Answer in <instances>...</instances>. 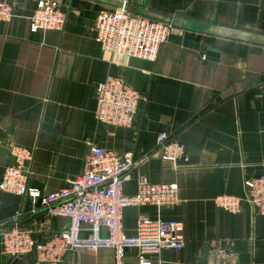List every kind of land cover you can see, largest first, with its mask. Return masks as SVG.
Listing matches in <instances>:
<instances>
[{
	"label": "crops",
	"instance_id": "crops-1",
	"mask_svg": "<svg viewBox=\"0 0 264 264\" xmlns=\"http://www.w3.org/2000/svg\"><path fill=\"white\" fill-rule=\"evenodd\" d=\"M14 18L0 22V180L9 147L33 151L28 186L41 194L69 186L83 172L91 145L135 161L123 194L136 184H173L174 206L125 208L122 229L136 235L141 218L179 223L185 244L150 256L151 264H264V216L242 204L238 214L214 204L244 196L245 179L264 176V45L179 28L145 62L112 56L94 41V20L115 9L95 0H56L66 15L61 32L31 33L40 0H4ZM115 1V0H114ZM138 2L137 4H139ZM139 9L192 24L264 36V0H143ZM139 92L133 129L94 119V92L106 78ZM159 134L185 146L175 163L155 153ZM67 220L31 212L28 198L0 192V235L14 227L40 241L67 228ZM8 226V228L3 229ZM101 236L106 237L104 230ZM129 249L124 264H137ZM0 264H43L32 253ZM61 264H115L108 249L76 250Z\"/></svg>",
	"mask_w": 264,
	"mask_h": 264
},
{
	"label": "built area",
	"instance_id": "built-area-1",
	"mask_svg": "<svg viewBox=\"0 0 264 264\" xmlns=\"http://www.w3.org/2000/svg\"><path fill=\"white\" fill-rule=\"evenodd\" d=\"M69 1V0H68ZM124 5L140 7L143 0H115ZM140 2L139 4H137ZM144 9V8H141ZM14 18V7L0 0V22ZM66 15L56 0H40L29 17L31 33L61 32ZM94 41L104 53L115 57L135 58L145 62L156 59L160 46L182 31L171 24L133 14L123 9L99 12L94 20ZM264 95V83L259 88ZM94 119L98 124L114 129H133L142 96L121 79L106 78L94 92ZM10 163L5 166L0 180V192L26 197L31 212L42 210L48 217L67 220V228L36 241L25 230L14 227L0 235L1 253L8 258L34 254L39 263L61 264L68 254L76 250L108 249L114 252V263L124 264L129 249L138 251L137 264H151L150 256H158L165 249H180L185 244L183 228L179 223H163L141 218L136 235L127 237L122 229L125 208L151 206L157 209L174 206L178 190L173 184H151L139 180L133 196L123 194V183L135 166L129 155L120 156L113 151L91 145L84 159L80 176L69 186L55 193L43 195L28 186L29 165L33 151L18 145L9 147ZM185 146L173 137L159 134L155 153L163 160L175 163L185 156ZM244 196H219L216 207L238 214L242 204L264 216V176L245 179ZM104 230L106 237L101 236Z\"/></svg>",
	"mask_w": 264,
	"mask_h": 264
},
{
	"label": "water",
	"instance_id": "water-1",
	"mask_svg": "<svg viewBox=\"0 0 264 264\" xmlns=\"http://www.w3.org/2000/svg\"><path fill=\"white\" fill-rule=\"evenodd\" d=\"M95 1L102 2L115 9H123L133 14L142 15L149 19H153V20L166 23V24H171L172 26L178 29L187 28L189 30H193L197 32H204V34H209L213 36H219V37H224L227 39H233V40L243 41L247 43L264 45V36H259V35L240 32V31L228 30V29H223V28H218V27H206V26L199 25V24H192L182 19H176V18L173 19V18L163 17V16L154 14L149 11H145V10L135 8L132 6H128V5H124L114 0H95ZM6 228H8V226L4 227L3 229H6Z\"/></svg>",
	"mask_w": 264,
	"mask_h": 264
}]
</instances>
